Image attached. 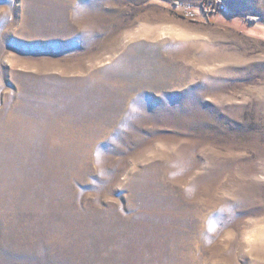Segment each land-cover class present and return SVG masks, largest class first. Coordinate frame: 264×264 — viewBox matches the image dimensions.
Returning <instances> with one entry per match:
<instances>
[{
  "label": "rangeland",
  "instance_id": "obj_1",
  "mask_svg": "<svg viewBox=\"0 0 264 264\" xmlns=\"http://www.w3.org/2000/svg\"><path fill=\"white\" fill-rule=\"evenodd\" d=\"M0 7V264H264V0Z\"/></svg>",
  "mask_w": 264,
  "mask_h": 264
},
{
  "label": "clouds",
  "instance_id": "obj_2",
  "mask_svg": "<svg viewBox=\"0 0 264 264\" xmlns=\"http://www.w3.org/2000/svg\"><path fill=\"white\" fill-rule=\"evenodd\" d=\"M84 11L83 9V6L79 3H77L73 13H72V16L74 19H78L80 18L81 16V13ZM11 14V10L7 7H0V15H7V16H10ZM82 32L84 35H87L88 34V27L87 26H84L82 28ZM139 112V108L138 106L135 104V103H131L129 104L128 106V111L125 113V119L126 120H130V119H133ZM123 127V126H122ZM95 167L97 168L98 172V176L100 177H104L105 176V172H104V169L102 167V160L97 157L96 160H95ZM207 243V241H206Z\"/></svg>",
  "mask_w": 264,
  "mask_h": 264
}]
</instances>
